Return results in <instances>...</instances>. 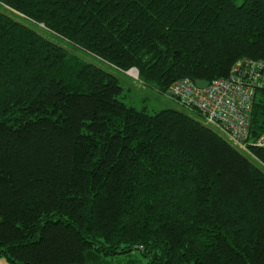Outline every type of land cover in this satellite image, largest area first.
Instances as JSON below:
<instances>
[{"label": "trees", "instance_id": "trees-1", "mask_svg": "<svg viewBox=\"0 0 264 264\" xmlns=\"http://www.w3.org/2000/svg\"><path fill=\"white\" fill-rule=\"evenodd\" d=\"M66 45L165 96L264 60V0H0V258L264 264V148L175 100L202 120L128 104ZM263 131L259 89L251 138Z\"/></svg>", "mask_w": 264, "mask_h": 264}, {"label": "built area", "instance_id": "built-area-1", "mask_svg": "<svg viewBox=\"0 0 264 264\" xmlns=\"http://www.w3.org/2000/svg\"><path fill=\"white\" fill-rule=\"evenodd\" d=\"M126 73H133L136 79L139 77L136 68ZM259 89H264V60L243 58L229 76L215 79L205 88L183 78L175 81L165 96L199 110L205 124L218 129L234 145L249 152L251 146L264 148V131L251 138L253 107Z\"/></svg>", "mask_w": 264, "mask_h": 264}, {"label": "rangeland", "instance_id": "rangeland-1", "mask_svg": "<svg viewBox=\"0 0 264 264\" xmlns=\"http://www.w3.org/2000/svg\"><path fill=\"white\" fill-rule=\"evenodd\" d=\"M43 27V26H42ZM42 31V29L39 28ZM51 39L55 40L52 36L48 35ZM57 42H59L57 40ZM71 51L77 53L82 58L99 64L100 66L104 67L107 70L112 71L115 73L121 83L123 84L125 90L123 92L122 98L125 102L138 109H147L149 112H155L162 110L164 108H177L184 110L193 115V117L202 120V117L189 111L182 105L176 103L173 100L168 99L167 97L163 96L162 94L150 89L149 87L144 86L139 80H137L132 74L130 73H123L120 71H116L114 69H110L107 66L103 65L102 62L95 59L92 55L88 54L87 52L70 45H66ZM131 70V69H130ZM104 264H149L148 258H146L139 250L133 251L128 254L117 255L113 257H109Z\"/></svg>", "mask_w": 264, "mask_h": 264}, {"label": "water", "instance_id": "water-1", "mask_svg": "<svg viewBox=\"0 0 264 264\" xmlns=\"http://www.w3.org/2000/svg\"><path fill=\"white\" fill-rule=\"evenodd\" d=\"M196 83L199 87L205 88L209 85L210 81L206 80V79H198V80H196Z\"/></svg>", "mask_w": 264, "mask_h": 264}, {"label": "crops", "instance_id": "crops-1", "mask_svg": "<svg viewBox=\"0 0 264 264\" xmlns=\"http://www.w3.org/2000/svg\"><path fill=\"white\" fill-rule=\"evenodd\" d=\"M0 264H10L8 260L4 257L0 258Z\"/></svg>", "mask_w": 264, "mask_h": 264}]
</instances>
